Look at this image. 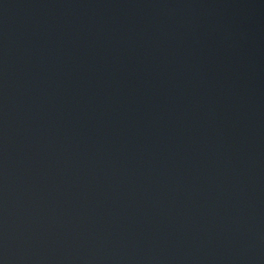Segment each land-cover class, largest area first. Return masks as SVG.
<instances>
[{
  "label": "water",
  "instance_id": "obj_1",
  "mask_svg": "<svg viewBox=\"0 0 264 264\" xmlns=\"http://www.w3.org/2000/svg\"><path fill=\"white\" fill-rule=\"evenodd\" d=\"M0 264H264V0H0Z\"/></svg>",
  "mask_w": 264,
  "mask_h": 264
}]
</instances>
